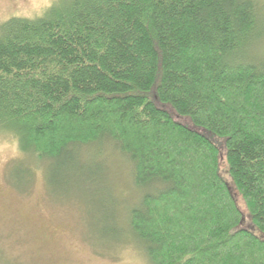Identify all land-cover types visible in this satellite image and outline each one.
<instances>
[{"label": "trees", "instance_id": "trees-1", "mask_svg": "<svg viewBox=\"0 0 264 264\" xmlns=\"http://www.w3.org/2000/svg\"><path fill=\"white\" fill-rule=\"evenodd\" d=\"M263 43L260 0H56L0 25V136L50 183L119 155L141 200L116 244L150 264H264Z\"/></svg>", "mask_w": 264, "mask_h": 264}, {"label": "rangeland", "instance_id": "rangeland-1", "mask_svg": "<svg viewBox=\"0 0 264 264\" xmlns=\"http://www.w3.org/2000/svg\"><path fill=\"white\" fill-rule=\"evenodd\" d=\"M55 2L0 0V25L40 17ZM245 56L264 61V43ZM109 155L104 184H80L74 175L50 183L46 165L28 161L14 140L0 136V264H150L135 244H116L141 193L134 188L131 167L119 155ZM28 166L33 176L25 171ZM222 175L245 216L244 225L261 237L225 166Z\"/></svg>", "mask_w": 264, "mask_h": 264}]
</instances>
